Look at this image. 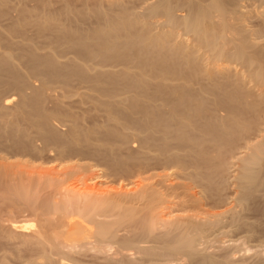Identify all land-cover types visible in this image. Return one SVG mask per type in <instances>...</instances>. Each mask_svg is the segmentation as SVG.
<instances>
[{"label": "bare ground", "instance_id": "bare-ground-1", "mask_svg": "<svg viewBox=\"0 0 264 264\" xmlns=\"http://www.w3.org/2000/svg\"><path fill=\"white\" fill-rule=\"evenodd\" d=\"M38 1L40 3V7L36 9H41L38 10V12L36 10H33L35 9L34 7L32 9L30 8V10H28V7V9H25V5L23 6V8L21 6L22 4L20 5V9L19 3L17 6L20 9L18 14L20 16L19 18H17L19 20L16 21V23L13 24V27L11 28H14L15 30L17 28H22L20 26L22 25V22L26 24L25 22H32L31 20L34 19L38 22V26L40 27V29H52L53 27V30H55L54 26H56L57 24L59 25V23L60 25L64 23L60 22L63 19L66 21L64 25H69V22H72L73 20H75L76 22L78 20V22H80V19L84 20V18H86L87 16L88 18H91V16H93L98 20V22L96 20L97 26H94L95 28H93L92 31H90L91 29H89V31L92 33H89V36L86 35L88 39H86V37L84 38V36L82 35H79L80 32L82 34L84 32L86 33V30L84 29L83 31L82 28H80V30H82L83 32H79L80 26L76 29L73 28L74 30H72L71 26L75 23L74 21L71 26L61 25V28L63 27L64 30L63 33L65 32L63 35L67 37V40L70 41V44L72 43L73 46H75V48L72 46L71 48L75 50L76 48L78 49L77 52H82L83 54L85 53L87 55H90L93 53V50L96 47H93L95 44L92 45V41L102 40L103 46L98 49V52L105 58H107V53L116 54L117 56H121V58H129V56H132V54H136L135 56L139 58V64L147 63V60H149L150 58V62L152 61L157 65L164 64L163 56H166L169 52L174 53L175 51H177L184 54L186 53L187 59L186 56H184L186 59L185 61H187V63L189 62L191 65L198 64L197 61L200 56L198 57L197 54H199V52L200 55L203 54V56L204 53H206L207 57L205 56L204 60L205 65H207L206 68L208 67V70L205 69V72L207 73L208 77H211L212 74L215 75V73H217V84H213V87L217 88L215 89L217 90V110L220 112V115L222 117L217 124V133L219 134L216 139L217 143L214 139L215 143L217 144L216 155H210L208 152L209 150L207 151V149L205 148V150L202 151L197 150V148L195 149L194 147L197 146V144L195 146L196 141L194 142L193 139H191L189 133H186L187 135L184 136L185 131H180L184 133L182 136V141L184 145H187V150L184 153L177 150L178 152H171L168 156L164 155L166 156V158L164 159L159 156L160 154H152V157L155 156V159H161V161L164 160L163 162H165V166L173 165L174 169L170 168V170H168L163 166L164 169L162 171L150 173L148 176H144L136 181L130 180L127 183H124V185L120 184L121 186H117L118 189L117 187H115L116 189H104L102 187L104 179L102 176H100L99 173L92 172V177L88 175L86 176L87 172L85 171H88V169L86 170V168L90 169V165H88L89 167H87L85 162H82V164H77L76 162L75 165L78 168L74 166V169L72 167L74 165V162H72L73 165L68 166V169L66 170L65 168L67 166V162L65 163L66 165L63 164L65 165V168L63 169L62 167L64 166H62L61 164L57 166H61L58 169L53 168L54 166H52V169H42L41 167H39V169H36L32 166L31 169L28 170L30 167L28 166V169H25V163L24 165L21 164L23 165L22 169L20 168L14 170V165L12 164L13 162H11V160L9 161V158L7 159L5 157H2L1 155L0 204L9 203L10 205L16 207V209L20 212H22L23 210H30L38 217L37 227L29 233L19 231L18 222L16 220H12L6 225V227H2L3 229H5V232L3 234L6 237V244H8L10 247V255H14L13 257L15 258L19 257L20 252L29 253V255L32 254L29 257H32L33 254H35L34 256L39 255L46 258V262L37 264H53V260L55 258L53 260L51 259L53 258L51 257V255L53 254L52 251L59 250L61 248H64V251H78L84 249L87 245H89L88 247L91 246V248H95L96 251H98L97 253L102 254L105 259L107 258V260H115L116 263L120 262L122 264H135V260L132 261L133 259H131V257L133 258L134 256H129V250L127 248L122 245H116L117 242L103 240L101 237L97 236L98 232H95V226L91 225V222L104 223L105 220L101 219L102 217L116 216L118 220H125L126 223L134 226L137 230H139L138 232L135 231L133 236L146 235L160 240V243L157 241L159 243V246L156 247H147L135 243L128 244L126 242V240L128 239L125 240V242L132 247L131 250L135 251L136 255L143 256V259H145L144 257H146L147 259H150L149 261L153 259L157 260L159 258H168V260H180L182 258L192 259L199 257L201 259L200 262H198L199 264H217L216 259L205 256V254L203 255V253L199 251V249L197 248V243L200 240L207 241L208 233L212 232L214 229H217V227L222 226L227 218L230 217V219L235 220L237 211H235L236 206H243L257 191H259L260 188L264 187V177L262 176V167L264 164V45L262 46V44L264 43H262V41H255V38L251 39L252 34L256 32L260 31L264 34V25L258 31L256 30V32L255 30L253 31L252 29H249L244 25V16L246 14L245 10L237 8L230 14L225 13L222 6L219 7L217 0H210V2L204 6H187V8L185 9L186 14L175 13L176 11L171 9L169 6L170 0H54L55 3L57 2L60 5V7H58L59 5L57 6L58 10L57 8L56 10H53L55 8L54 6V8H50V2L53 0H48L45 2H43L44 0ZM4 3L5 2H3V4ZM0 5H2V1H0ZM0 7V10H2L3 5ZM260 7L261 8L258 10L256 15L259 16V18L261 17L263 20L264 6ZM40 11H42L41 14H39ZM223 19L226 22H224ZM229 20L230 22H228ZM76 25L78 26L77 23H75V26ZM56 28L58 29L60 27L56 26ZM153 28H159V31L153 33ZM39 31L41 30H38L37 33H39ZM42 32H45V34H47L46 30H43L41 31L40 35H44V33ZM228 33L232 34L231 37L228 36ZM89 37L91 41L89 40ZM172 37H177L176 39H178V42L175 43L176 40H174L175 42H173V44L171 42L172 45H170L168 44V41ZM58 40L59 39H57V42ZM55 44L56 43H54V45ZM99 44L101 46V43ZM90 45H92V47ZM66 47L69 46H65L64 49ZM201 50L203 52L205 50V52L201 53ZM29 53H31L30 50ZM1 56L0 66L3 68V70H6V72H10L12 70L10 69V65H8L10 63V58L5 54H2ZM31 57L27 59H33ZM99 57L102 58L101 56ZM45 58H47V55ZM119 58L120 57H118V59ZM72 59L74 60L73 57ZM96 59L97 58H95V60ZM132 59L133 58H131V60ZM57 61L58 60H56V62ZM233 61L237 63L239 62V65H231L233 64ZM47 63L52 65L51 61H48ZM63 63L65 62L63 61ZM49 67L51 68V66ZM52 67L56 68V66ZM10 76H12V74ZM169 83L171 84V81ZM169 83L168 88H170ZM188 87L189 86L183 84V82H181V84H176V90L179 91V94L181 93L184 96L182 99H185L186 96H189L190 87ZM204 89L203 91H205ZM206 89L209 90V88ZM173 91L174 90H172V93ZM199 93L201 94V92ZM198 94L196 93V96ZM172 97L170 99H173ZM181 97L182 96H180V98ZM187 97L186 99H189V97ZM236 97H238L239 99H243V102L241 101L242 105L240 104L239 106H236L232 104L233 99L235 100ZM247 98H250V100H247ZM175 99H179V95L178 98ZM35 102L36 106L38 102L36 100ZM214 102H216V100ZM205 103H207V101ZM131 104H133V102ZM187 105L191 106L193 104H189L188 102ZM194 105L192 107L199 108L197 107L198 105ZM38 106L39 105H37L35 109L38 110ZM189 107L188 109L191 110L192 107ZM188 109L186 108V111ZM251 111L252 113H254L253 118L257 119V121L254 120L253 123L248 121V119H245L244 117V113H251ZM47 115H49V113ZM159 116H161V114ZM204 116L206 117V115ZM171 118L173 119V117ZM152 119H154L152 122H158L159 125L163 123L162 121H155V116ZM174 119L175 121L179 120L176 118ZM190 120L192 119L190 118ZM190 120L187 119V121L189 122ZM178 122L182 124L183 120H179ZM214 122L217 123V121ZM180 123L179 126H183L180 125ZM149 124L151 123L144 124L143 126H149ZM147 126H145L146 129ZM162 126L165 127L164 130L166 131L168 128H170L164 124H162L160 127L162 128ZM149 127H153V130L156 129H154L155 125H150ZM174 127L173 129H175ZM157 129L159 131L158 127ZM161 130L163 129H160V133L162 132ZM175 131H177V129ZM220 133H224L226 135L229 134L232 136L234 134H239L240 138L236 141L233 147L229 143L228 146L230 147L226 149L223 144L218 142L221 141V137L223 136ZM42 134H44L45 136V133L42 132ZM232 136H229L228 138ZM144 137H146V135ZM168 138H170V136ZM180 139L181 138H179V140ZM182 141L180 144H182ZM210 142L212 143V141ZM157 146L159 147V144L155 145L154 149ZM163 146H165V148L167 147L166 145ZM154 149L152 148V150ZM16 162L18 161L16 160ZM79 169H83L82 172L85 170V173L83 174ZM91 169L93 168L91 167ZM227 186H231L233 190L232 195H229L230 199H228L227 197V199L230 200L228 202L223 197V190L226 189ZM20 205L22 207H20ZM37 210H41V212H37ZM59 211H61V213H58ZM49 213H51L52 215H49ZM77 220L81 223H84L85 225H89L86 229L88 230L86 235L87 239H89L90 234L93 235L92 241L88 240L82 243H76L68 242L66 240V237H68L71 232L70 229H75V226L73 225ZM20 225L26 228L29 225L35 227L34 223H25V225L20 223ZM24 227L22 228L25 229ZM0 234L2 233L0 232ZM111 247H114L112 248L114 249V251L110 250ZM86 248L84 250H86ZM109 250L112 252V254H108ZM75 251L74 253L76 254L77 252ZM51 252L52 254L50 255ZM63 252L61 253L63 254ZM132 255H134L133 252ZM6 256H0V264H8ZM137 257L139 259V256H136L134 258ZM142 258L140 257V259L143 261ZM75 259L76 258H74V260ZM138 259L136 261V264L137 262H139ZM29 262L30 264H34L35 261L31 259ZM64 263L59 262V264ZM219 264L232 263L229 259H224V261L219 262Z\"/></svg>", "mask_w": 264, "mask_h": 264}, {"label": "rangeland", "instance_id": "rangeland-1", "mask_svg": "<svg viewBox=\"0 0 264 264\" xmlns=\"http://www.w3.org/2000/svg\"><path fill=\"white\" fill-rule=\"evenodd\" d=\"M0 1H2L3 5L2 10H0V57H2V54L8 56L10 58V63L8 65H10V69H12L10 72L8 71V73L0 66V156L2 155V157H5L7 159L9 158V161L11 160V162H13L12 164L14 165V170L20 168L22 169V166L25 163V169H28V166L30 167L28 170H30L32 166L36 169H39V167H41L42 169H52V166H54L53 168L58 169L61 166H57L61 164L62 166H64L62 167L63 169L67 164L65 168L66 170L68 169V166L73 165L72 162H74V165L72 166L73 169L77 167L75 165L76 162L77 164H82V162H85L87 167H89L88 165H90V169L86 168V170L88 169V171L84 170L85 172H87L86 176H91L92 172L99 173L100 176L103 177L104 181H106H103L104 185L102 183V187L104 189H116L115 187H119L120 184L124 185V183H127L130 180L136 181L144 176H148L150 173L160 172L164 169V167L168 170H170V168L174 169L173 165L165 166V162H163L164 160H157L154 158L155 156L152 157V154H160L159 156L164 159L169 155V153L176 152L177 150L184 153L187 150V145H184L182 141L184 131V136L187 135L186 133H189L190 135H188L191 136V139H193L194 142L196 141L195 146L196 144L197 146L194 147L195 149L197 148V150L201 151L207 149V151L209 150L208 152L210 155H216V139L219 136V134L217 133V124L219 123L218 121L222 116L217 110V90H215L217 88L213 87V84H217V73H215V75L212 74L213 76L211 75V77H208L207 73L205 72V69L208 70V67L206 68L207 65H205L204 60L206 56V53H204L205 50L204 52L201 50V53H204V56L203 54L200 55V52L199 54H197L198 57L200 56L198 58V61L196 60L198 62L197 65H191L189 62L187 63V61H185L187 59L186 53L184 54L177 51H175L174 53L169 52L166 56H163V63L165 65L163 63V65H157L152 61L150 62V58L149 60H147V63L139 64V58L135 56L136 54H132V56H129V59L128 57L121 58V56H117L116 54L107 53V58H105L98 52V49L103 46V41L94 40L92 41L93 43H91L92 45L95 44L93 47H96L95 49L93 48L94 50L92 54L87 55L85 53L83 54L82 52H77V48L76 50L71 48V46L74 48L75 46H73L72 43H69L70 41L67 40V37L63 35L65 33H63V27L61 28V25H64L66 23L64 19L60 21L61 23H64L60 25V23L58 22L59 25H56L61 29H57L56 26H54L55 30H53V27L52 29H40V27L38 26V22L34 19L31 20L32 22H25L26 24L22 22L21 24L23 26L20 25L22 28H17L16 30L14 28H11L13 27L12 25L19 20L17 18H19L20 16L18 14L21 6L23 7L25 5V9L29 8L28 10L34 7L35 9L33 10H36L37 12L38 10H41L36 9L40 7V3L38 0ZM45 1L48 0H44L43 2ZM184 1L170 0L169 6L171 9L176 11L175 13L177 14H186L185 9L187 8V6H204L210 2V0ZM239 1L240 0H217V3L219 7L222 6L224 12L228 14L232 13L233 10L237 8L245 10L246 14L244 16L245 22L243 21L244 25L249 29H252L253 31L255 30V32L256 30L258 31L259 29H261L264 25V18L262 20V18L260 17V20L259 16H257L256 14L261 8L260 6H264V0ZM3 2L5 3L3 4ZM18 4L19 6L22 4L20 6V9L19 7H17ZM50 5V8L55 7L53 10H56V8L58 10V7H60L59 3H55L54 0L50 2ZM41 12L42 11H40L39 14H41ZM96 20L97 19L93 16H91V18H88L87 16L86 18H84V20L80 19V22H78V20L77 22L73 20L78 24V26H75V23L73 21H67L69 22V25H66L71 26L74 23L71 26L72 30H74L73 28L76 29L80 26L79 32L82 31L80 30V28H82L83 31L85 29L87 34L85 32V34H82L80 32L79 35H82L84 36V38L86 37V39H88V34L92 33L90 31H92L93 28L97 26L98 20L97 22ZM228 22H230V20ZM89 29L91 30L89 31ZM22 30L25 32H23ZM38 30H46L48 35L45 34V32H42L44 33V35H40L41 31L37 33ZM158 31L159 28H153L152 30L153 33H156ZM256 33L252 34L251 39L255 38V41H262V43H264V34L260 31ZM231 35L232 34L230 33L228 36L231 37ZM260 36H262L263 38ZM37 37L39 40L37 39ZM176 38L177 37L170 38L168 44L172 45L173 42H175L174 40H176L175 43H177L178 39ZM57 39H59L58 42L61 45L63 44L62 46L57 42ZM54 43L56 44L54 45ZM99 43H101V46ZM67 45L69 47H66L64 49V47ZM92 45L90 46L92 47ZM263 45L264 44H262V46ZM29 50L31 53H29ZM61 50H65L67 52ZM58 51L61 52L59 53ZM46 55L47 58H45ZM97 56H101L104 59L100 57L99 59ZM184 56H186V59ZM30 57L33 59H27ZM54 57L56 58V60H58L57 62ZM72 57L74 58V60L72 59ZM118 57L120 58L118 59ZM95 58L97 59L95 60ZM131 58L133 59L131 60ZM61 60H63L65 63H63V61ZM48 61H51L52 65L48 64ZM73 61H76L78 63ZM232 63L233 64L231 65H239V62L237 63L233 61ZM60 64H62L63 66ZM49 66H51V68ZM52 66H56V68H53ZM9 74H12L15 79ZM170 81L171 84L175 86L171 85L169 83ZM181 82L190 87H188L190 89L188 96L189 99H186L187 96L185 97V99H182L184 96L181 93L180 95L179 91L176 90V84H181ZM168 83L170 84V88H168ZM206 88H209V90ZM203 89L205 91H203ZM172 90H174L173 93ZM208 91L211 92L209 93ZM199 92H201V94ZM196 93H199L197 95L198 97L196 96ZM178 95L179 99L176 100L175 98H178ZM180 96L182 97L180 98ZM171 97L173 99H170ZM137 99L139 100V102ZM35 100L38 102L37 105H39V111L35 109V107L37 106H35ZM215 100L216 102H214ZM247 100H250V98H247ZM172 101L175 102L173 103ZM187 101L189 102V104L192 103L193 105H198L197 107L199 108H194L192 107L193 105H189L192 108L191 110L188 109L189 106L187 105ZM206 101L207 103H205ZM241 101L243 102V99H239L238 97H236L235 100L233 99L232 104L239 106L240 104L242 105ZM132 102L133 104H131ZM174 104L177 106H175ZM186 108L188 109L187 111L189 113L186 111ZM46 113H49V115H47ZM158 114H161V116H159ZM246 114L244 113V117L245 119H248V121L252 123L254 122V120L257 121V119L253 118L254 113H252V111L251 113L246 112ZM204 115H206V117ZM154 116L156 119L155 121L158 120L160 122L162 121L163 123L159 125L158 122H152L154 120L152 119L154 118ZM171 117H173V119H179L180 121L183 120V122L185 123L182 122L181 124L180 122H178L179 120L175 121V119L173 120ZM190 118L192 120H190ZM187 119L190 120V122L187 121ZM214 121H217V123ZM147 122L151 123L149 124V126L155 125L154 129H157L158 127L159 131L160 129L164 130L165 128L164 126H162V128L160 127L162 124L170 128H168L167 131L161 130L163 133H160L158 129H155V131L153 130V127H149L147 125H145L147 126L146 129V127L143 125L148 124ZM179 123L184 127L179 126ZM172 124L176 126L174 127ZM172 126L175 129H173ZM176 129L178 132L175 131ZM42 132L45 133V136L44 134H42ZM166 132L170 135H167ZM195 133H198L199 135ZM220 134H222L224 137H221L222 142H218L223 144L226 149L230 147L228 146L229 143L233 147L236 141L240 138L239 134H234L233 136L228 134L229 136H232L230 138H228L229 136L224 133ZM145 135L146 137H144ZM169 136L170 138H168ZM179 138L181 139L179 140ZM214 139L216 140V143ZM149 140L152 144L149 142ZM181 141L183 145L180 144ZM210 141H212V143ZM157 144H159V147L157 146L154 149L155 145ZM163 145H166L167 147L165 148V146ZM152 148L155 150V152L154 150H152ZM16 160L18 162H16ZM25 161H27L28 163ZM91 167L93 169H96H94L93 171ZM79 170H81L80 172H82L83 169ZM84 171L82 172L83 174L85 173ZM262 176L264 177V164L262 167ZM260 189L254 194L255 196L253 195L243 206H236L235 211H237L235 220L230 219V217L227 218L222 226L217 227V229H214L212 232L208 233L207 241L200 240L197 243V248L201 253H203V255L205 254V256L216 259L217 264H219V262L221 261H224V259H229L232 264L264 263V187ZM232 193L233 190L231 186H227L226 189L223 190V197L227 200V202L230 201L228 199H230L229 197L232 195ZM20 207L22 206L20 205ZM37 212H41V210H37ZM58 213H61V211H59ZM49 215L52 214L49 213ZM101 219H104L105 222H91V225H94L96 228L95 232H98L97 236L101 237L105 241L117 242L116 245L124 246L129 250L130 257L139 256V259L140 257H143L140 255H136L135 251L131 250L132 247L128 245L130 243L144 245L147 247L159 246L160 240L154 237H149L146 235L133 236L135 231L138 232L139 230H137L134 226L126 223L125 220H118L116 216L102 217ZM12 220H16L18 222V230L24 233L32 232L38 224V217L30 210H23L22 212H20L16 209V207L10 205L9 203L0 204V232L2 233L0 234V256L7 255L6 257L8 264H30L29 261L31 259L35 261L34 264L46 262V258L43 256H34L35 254H33L32 257H29L32 254L29 255V253H25L23 251V253H19L20 258H14V255H10V247L8 244H6V237L3 234L5 232V229H3L2 227H6V225ZM19 222L23 225H25V223H34L35 227L29 225L26 228L20 225ZM73 226H75V229H70L71 232L68 237H66V240L68 242L82 243L88 240H93V235L91 234L89 236V239H87L86 234L88 230L86 229L89 225H85L84 223H81L77 220L75 221ZM22 227H24L25 229H23ZM125 240L128 244L125 242ZM88 246L89 245L86 246L87 248L85 247L87 251L84 250L85 248L82 249L84 251L78 250L79 253L78 251L74 250L75 252H77V255L73 250L71 251L73 255L71 254L70 250L65 249L66 251H64V248L52 251L53 254L51 252L50 255L52 254L51 257L53 258L51 259L53 260L55 258L53 260V264H59V262H65L67 264H122L120 262L116 263L115 260H107V258L105 259L102 254L97 253L98 251H96L95 248H91V246ZM88 248L90 249V251ZM112 248L114 247H111L110 250L114 251V249ZM110 250L108 254H112ZM55 251L60 253H56ZM61 252H63V254ZM132 252L134 255H132ZM134 257H131V259H133L132 261L135 260L134 262L136 264L138 257ZM74 258L76 259L74 260ZM144 258L145 259L142 258L143 261L141 259H138V261L141 263L137 262V264H199L198 262H200L201 260L199 257L192 259L182 258L180 260H168V258H159L157 260L153 259L151 261H149L150 259H147L146 257Z\"/></svg>", "mask_w": 264, "mask_h": 264}]
</instances>
